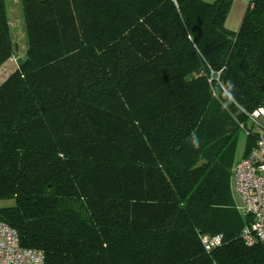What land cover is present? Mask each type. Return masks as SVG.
Returning a JSON list of instances; mask_svg holds the SVG:
<instances>
[{
	"label": "trees",
	"instance_id": "16d2710c",
	"mask_svg": "<svg viewBox=\"0 0 264 264\" xmlns=\"http://www.w3.org/2000/svg\"><path fill=\"white\" fill-rule=\"evenodd\" d=\"M0 84V221L44 264H264L232 167L264 106V0H19ZM14 54L0 0V67ZM243 139V151L237 147ZM220 234L205 251L201 235Z\"/></svg>",
	"mask_w": 264,
	"mask_h": 264
},
{
	"label": "built area",
	"instance_id": "2783aa9c",
	"mask_svg": "<svg viewBox=\"0 0 264 264\" xmlns=\"http://www.w3.org/2000/svg\"><path fill=\"white\" fill-rule=\"evenodd\" d=\"M256 143L250 153L240 158L232 167L231 186L241 201L240 213L249 218L241 232L242 239L250 246L264 244V106L249 116ZM220 234L201 235V245L211 251L221 245ZM0 264H44L40 250L23 248L16 230L0 221Z\"/></svg>",
	"mask_w": 264,
	"mask_h": 264
},
{
	"label": "rangeland",
	"instance_id": "374dc122",
	"mask_svg": "<svg viewBox=\"0 0 264 264\" xmlns=\"http://www.w3.org/2000/svg\"><path fill=\"white\" fill-rule=\"evenodd\" d=\"M239 0H235V2H237ZM245 3H248V0H243ZM235 6V5H234ZM237 12V10L235 9L234 13ZM8 14V18H9V13ZM12 27L10 29V33L12 40L14 41V54L12 56V58H10L6 63H4L1 67H0V84L8 77V75H10L17 66L18 61L24 56L25 54V49H26V37H25V28H24V21L22 18V15L20 13V19L17 13V18L15 17L16 12L13 9L12 10ZM232 20V18H230V21ZM21 21V22H20ZM10 24V21H9ZM234 24H230V26H233ZM12 28H13V32H12ZM227 28V27H226ZM231 29V28H230ZM243 139L241 138L238 142V149H237V158H239L242 154L243 151ZM234 194V198L236 200V202L238 203V205L241 204L240 198L235 194ZM12 201H6V202H0V206L2 205H10L12 204Z\"/></svg>",
	"mask_w": 264,
	"mask_h": 264
},
{
	"label": "crops",
	"instance_id": "0c3cea01",
	"mask_svg": "<svg viewBox=\"0 0 264 264\" xmlns=\"http://www.w3.org/2000/svg\"><path fill=\"white\" fill-rule=\"evenodd\" d=\"M5 1H6L7 13H9L8 21H10L9 25H10V29H11V27L13 26L12 22H11L12 21V19H11L12 18L11 17L12 16V14H11L12 10L13 9L15 10V12H16L15 17L16 18H17V13H18L19 19H20V13L22 15L21 7H20V1L19 0H5ZM234 1L235 0H233V2H232L229 15H228V17L226 19V22H225V27H227V29H229L231 31H236L238 29V27L240 25V21L242 19V16H243V14L245 12V9H246V7L248 5V3L247 2L245 3L243 0H239V1L235 2V4H234ZM235 9L237 10V12L234 13ZM7 16H8V14H7ZM230 18H232L231 21H230ZM230 24H234V25L230 26ZM12 32H13V28H12ZM13 43H14V41H13Z\"/></svg>",
	"mask_w": 264,
	"mask_h": 264
}]
</instances>
